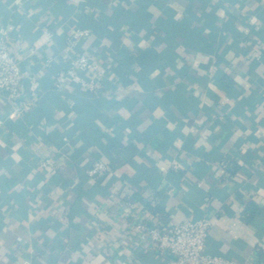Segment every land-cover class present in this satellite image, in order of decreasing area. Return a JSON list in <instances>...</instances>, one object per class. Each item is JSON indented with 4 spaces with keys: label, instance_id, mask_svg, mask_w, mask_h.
I'll return each instance as SVG.
<instances>
[{
    "label": "crops",
    "instance_id": "1",
    "mask_svg": "<svg viewBox=\"0 0 264 264\" xmlns=\"http://www.w3.org/2000/svg\"><path fill=\"white\" fill-rule=\"evenodd\" d=\"M0 27V264H170L137 227L204 218L207 254L264 264V0H0ZM76 29L94 91L53 86Z\"/></svg>",
    "mask_w": 264,
    "mask_h": 264
},
{
    "label": "built area",
    "instance_id": "2",
    "mask_svg": "<svg viewBox=\"0 0 264 264\" xmlns=\"http://www.w3.org/2000/svg\"><path fill=\"white\" fill-rule=\"evenodd\" d=\"M89 34V29H76L66 39L71 56L65 67L59 70L53 79L55 89H63L65 85L71 84L85 91L96 90L106 73L105 68L95 63L90 56L75 51L78 42ZM49 63L50 59H46L43 67H47ZM22 81V67L10 46L9 33L5 27H0V93H5L9 101L17 99ZM38 98V93L30 90L27 98L13 108V114L22 116L26 108H33ZM108 170L106 165L96 161L84 174L88 178L96 179L104 176ZM210 227V219L204 218L197 221L185 220L164 229L148 224L139 225L137 228L141 238L148 240L157 252L167 253L173 258L170 264H253L207 254L205 241ZM23 264L29 262L25 261Z\"/></svg>",
    "mask_w": 264,
    "mask_h": 264
}]
</instances>
